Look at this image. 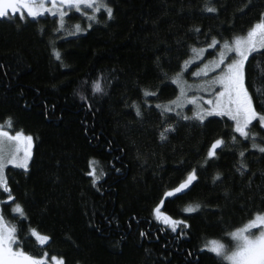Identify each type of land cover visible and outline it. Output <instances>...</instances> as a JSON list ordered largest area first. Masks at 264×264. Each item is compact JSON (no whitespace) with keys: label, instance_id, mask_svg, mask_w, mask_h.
I'll return each mask as SVG.
<instances>
[{"label":"trees","instance_id":"trees-1","mask_svg":"<svg viewBox=\"0 0 264 264\" xmlns=\"http://www.w3.org/2000/svg\"><path fill=\"white\" fill-rule=\"evenodd\" d=\"M108 3L113 15L101 11L99 22L69 13L65 27L71 35L55 31L59 25L52 15L0 18V124L11 117L9 130L31 134L34 143L29 168L6 169L27 218L12 211V201L4 202L3 214L17 225L26 251L63 256L65 264H227L203 245L264 211V154L239 134L232 142L226 117L203 124L179 120L175 132L161 140L166 123L177 117H162L156 105L178 94L171 77L191 55L190 45L203 47L212 35L245 31L264 12V0ZM205 3L218 12L204 11ZM76 23L85 30L75 32ZM253 56V64L264 67V55ZM257 72L249 69L251 76ZM97 78L102 93L91 90ZM145 89L156 96L145 97ZM185 111L191 115V106ZM252 131L264 138L259 126ZM218 137L225 144L209 158ZM90 158L98 161L97 173L104 172L96 186L87 175ZM241 159L249 165L244 175L236 170ZM193 168L196 180L188 189L163 197ZM217 172L222 175L214 182ZM161 198V210L186 220V226L173 232L155 219L152 210ZM195 203L201 208L183 212ZM30 227L50 240L39 245L26 237Z\"/></svg>","mask_w":264,"mask_h":264},{"label":"snow or ice","instance_id":"snow-or-ice-1","mask_svg":"<svg viewBox=\"0 0 264 264\" xmlns=\"http://www.w3.org/2000/svg\"><path fill=\"white\" fill-rule=\"evenodd\" d=\"M203 9L209 13L218 12L213 3H205ZM101 11L106 12L108 18L112 17L113 9L108 0H0V18L18 15L23 21L26 19L25 12L28 18L34 19L48 13L59 25L55 31L63 30L70 35L74 33L69 32L65 27L69 13H80L89 21L99 22L97 13ZM88 26L91 27V23ZM72 27L75 32L85 30L79 23ZM194 30L199 35V26ZM189 47L191 55L180 63V70L171 77L179 88L178 94L163 105L159 103L156 105L158 109L162 108V117L168 113H175L177 117L176 121L166 123L165 128L160 132V139L165 140L168 133L175 132V125L179 120L203 124L209 117H226L231 122L233 130L232 142H237L235 134H239L245 142L251 140V148L264 154V138H260L257 132L252 131V128L257 126L264 131V84L255 83L257 79L264 81V67L260 66L261 61L253 64L254 56L250 59V54L264 55V52L258 51L264 49V12H261L259 18L241 33H233L230 37H224L221 33L220 39L212 35L211 42L205 39L203 47L195 45ZM206 49H211L212 53H215V55L209 53L211 59H202L205 57ZM53 53L58 60L61 59V54L56 48H53ZM194 61H198L200 66L196 67ZM193 67L195 71L192 70ZM250 68L258 69L255 76L249 74ZM189 72L198 82L185 79ZM164 74L167 76V73ZM91 90L93 93L103 92V83L99 78L91 82ZM144 95L155 97L156 93L145 89ZM185 105H191V115L186 113ZM136 113L138 116L142 114L139 106ZM12 124L11 117L0 124V189L3 190L0 196L6 194V200L13 202L12 211L26 219L22 205L14 200L5 170L8 165L28 168L32 156L33 137L31 134H25L23 130L10 131ZM258 139L260 142H257ZM224 144L223 137L213 140L207 150V157H215L218 148ZM245 151L247 149L239 152L241 158L245 156ZM239 163L240 167L236 170L244 175V170L248 169L249 165L243 159ZM97 164L95 158L89 159L88 165L91 171L87 175L92 177L93 186H96L97 181L104 175L103 169L97 173ZM221 175L217 172L213 176V181L218 180ZM194 180H196L195 168L188 171L186 178L178 185L164 191L163 197H173L182 193ZM249 180L251 181V177ZM164 203L165 200L161 198L153 208L155 219L169 226L173 232L177 231L180 225L186 226V220L173 218L161 210ZM2 204L4 201L0 200V205ZM199 208H201L199 203L189 204L184 207L183 212L191 213ZM141 235L145 233L141 232ZM25 236L34 237L39 245H45L50 240L48 235L41 233L35 227H30ZM225 238H230V242L226 244ZM203 247L227 264H264V211L254 212L250 219L227 233V237L208 240ZM48 255L47 251L42 254L26 251L19 239L17 225L9 223L0 209V264H49ZM50 259L52 264H65L63 256L52 255Z\"/></svg>","mask_w":264,"mask_h":264},{"label":"rangeland","instance_id":"rangeland-1","mask_svg":"<svg viewBox=\"0 0 264 264\" xmlns=\"http://www.w3.org/2000/svg\"><path fill=\"white\" fill-rule=\"evenodd\" d=\"M44 15H50V14H48V13H45ZM9 17H14V16H9ZM25 17H26V19H28V17H27V13L25 12ZM262 50V49H261ZM217 51H218V49H217ZM259 51V50H258ZM209 53H212V50L211 49H206V51H205V57H202V59H211L212 58V56L211 55H209ZM212 55H215V53H212ZM250 56H251V54H250ZM200 66V64H199V62H198V64H197V66L196 67H199ZM194 71H195V68H194ZM189 81L190 82H192V81H196V78H193L192 76H191V73L189 72ZM196 82H198V81H196ZM190 94H194V93H190ZM187 106H191V105H185V108H187ZM25 133V132H24ZM26 134V133H25ZM33 147H34V143L32 144V156H31V158L29 159V162H28V164L30 163V161H31V159H32V157H33ZM9 166H14V165H8L7 167H6V169L9 167ZM16 167V166H15ZM19 168V167H18ZM28 168H29V166H28ZM23 169V168H22ZM5 173H6V170H5ZM3 190L2 189H0V192H2ZM0 200H3L4 202H7V200H6V196H0ZM2 206H3V204L2 205H0V209H2ZM7 220V219H6ZM8 221V220H7ZM9 222V221H8ZM9 223H11V222H9ZM12 224V223H11ZM234 243V242H233ZM48 259V261H49V264H52V262H51V259L50 258H47Z\"/></svg>","mask_w":264,"mask_h":264}]
</instances>
